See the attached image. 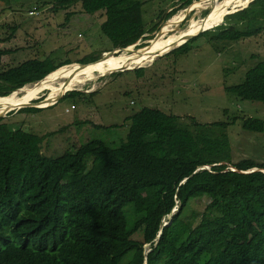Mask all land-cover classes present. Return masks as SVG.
<instances>
[{"label":"trees","instance_id":"trees-1","mask_svg":"<svg viewBox=\"0 0 264 264\" xmlns=\"http://www.w3.org/2000/svg\"><path fill=\"white\" fill-rule=\"evenodd\" d=\"M54 2L59 8L80 2L88 14L104 11L100 29L116 53V47L133 44L145 33L143 0ZM71 15L67 12L66 20ZM223 21L199 34L222 29L217 38L231 42L261 32L264 0L250 1ZM61 65L46 57L5 66L0 87L7 92L13 85L39 81ZM225 89L264 103V61ZM75 93L80 92L61 98ZM1 120L0 264H120L128 252L126 264H264V163L231 160L226 134L205 124H197L200 129L193 134L177 126L175 115L143 107L130 116L125 140L117 146L91 139L50 157L42 153V138L17 137ZM242 127L261 132L264 120L249 116ZM202 198L204 210L188 214L190 202ZM166 218L169 223L162 225Z\"/></svg>","mask_w":264,"mask_h":264},{"label":"rangeland","instance_id":"rangeland-1","mask_svg":"<svg viewBox=\"0 0 264 264\" xmlns=\"http://www.w3.org/2000/svg\"><path fill=\"white\" fill-rule=\"evenodd\" d=\"M184 1L143 0L145 33L121 52L130 53L152 42L149 40L168 21L169 34H178L194 18L199 20L210 13L209 7H206L207 0ZM250 1L229 8L218 16L214 26L207 29L224 22V13L244 8ZM54 3V0H0V50L5 51L0 54V70L8 65L17 66L28 59L47 57L53 65L62 64L50 75L47 74V80L54 74H72L74 68H68L69 65L95 60L114 48L100 29L105 19L104 11L88 14L82 11L80 2L63 8L54 6ZM170 10L175 11L171 17L163 19ZM67 12H72L68 20L65 18ZM155 25L158 27L151 30ZM220 30L215 28L197 35L186 44L157 56L145 66L107 72L101 76L95 73L93 78L64 92L75 90L80 93L60 97L49 105L42 100L49 90L43 88L30 100L40 110L19 111L24 107L14 108L0 113L1 121L7 122L14 135L24 140L42 138V153L57 157L72 152L75 146L91 139L105 140L117 146L125 140L130 116L134 112L143 107L158 108L175 115L177 126L189 129L193 134L200 129L197 124H205L214 131L226 134L231 160L252 158L264 163V129L251 132L242 127V119L249 116L264 120V103L243 100L237 93L225 89L241 82L246 70L264 61V30L249 38L231 42L217 38ZM163 33L154 40L162 37ZM112 60L89 65L97 67ZM138 68L142 70H136ZM78 73L75 76H80ZM25 84L38 85L41 82ZM22 86L24 84L13 85L3 95H11L12 91ZM213 122L224 125H214ZM204 166L201 168L210 167ZM205 205V198L191 201L188 214H200ZM175 210L176 207L172 213ZM167 218L170 219L171 214ZM167 218L162 225L169 223ZM148 251L149 244H146L145 254ZM130 255L131 252H128L120 264H126ZM143 264H146L145 260Z\"/></svg>","mask_w":264,"mask_h":264},{"label":"bare ground","instance_id":"bare-ground-1","mask_svg":"<svg viewBox=\"0 0 264 264\" xmlns=\"http://www.w3.org/2000/svg\"><path fill=\"white\" fill-rule=\"evenodd\" d=\"M247 1L248 0H214V1L207 0L206 7L207 8L209 7L210 13H208L207 16L199 20H196L194 18L191 21V23H188L185 28H183L178 32V34H169L170 28H167V25L169 24L168 21L166 25H164L163 28H161L158 31L157 35L153 39L149 40L152 42L140 46V49L132 50L130 53L121 52L119 55L117 54L120 51H124V50L118 49L120 50L118 53H116L117 50L115 49L107 51L105 54L101 56V59L109 57L112 54L117 55L111 58L113 60L110 61V63L103 64L97 67L89 64H93V63L100 64L108 60L99 61V63L97 61L91 62L87 65H83L82 63H79L77 65L72 64L69 65L68 67L72 69L74 68L72 74L67 73V75H61V76L58 74L57 75L54 74L52 75V77H50L47 80L45 79L48 76L42 80L36 81V82H41V84L38 85L26 84L27 86L24 85L18 88L17 90L12 91L11 95H7L0 98V113L14 108H19L20 106L28 104L30 100L35 98L37 93L40 92L43 88L49 90L47 96L42 99L45 104L49 105L53 103L58 96L64 94V92H66L67 90L73 89L78 83L82 84L85 82V80L93 78L94 77L93 74L95 73H98V75L101 76V74L116 71L119 69H129V68H133L134 66H145L146 64L151 63V61H153L157 56L162 55L167 51H170L172 48H175L185 43L190 38L196 36L197 34L200 33L199 31L202 32L203 30H206L208 27L214 26L216 23L214 25L213 23L217 20L218 16L221 15L223 12L226 13L227 10H229V8L237 4L238 5L245 4ZM200 11L201 10H199V12ZM161 33H163L162 37H160L157 40H154ZM75 68L77 69L75 70ZM77 73L80 74V76H75V74Z\"/></svg>","mask_w":264,"mask_h":264},{"label":"water","instance_id":"water-1","mask_svg":"<svg viewBox=\"0 0 264 264\" xmlns=\"http://www.w3.org/2000/svg\"><path fill=\"white\" fill-rule=\"evenodd\" d=\"M213 1V0H212ZM247 6V5H246ZM246 6H244V7H246ZM236 10H239V9H236ZM236 10H233V11H231V12H229V13H232V12H234V11H236ZM205 13H206V10H205ZM229 13H227V14H229ZM226 15V14H225ZM203 16H205V14L203 15ZM203 32V31H202ZM201 32V33H202ZM200 33V34H201ZM200 34H197V35H200ZM181 45H183V44H181ZM181 45H179V46H181ZM178 47V46H177ZM116 48H119V49H122V50H125V49H127L128 47H116ZM176 48V47H175ZM174 48H172L171 50H173ZM168 52V51H167ZM167 52H165V53H167ZM165 53H163V54H165ZM102 59H101V56H99L97 59H95V60H92V61H89V62H86V63H82L83 65H87V64H89V63H91V62H96V61H101ZM72 64V63H71ZM135 67H137V66H134L133 68H135ZM133 68H129V69H119L118 71H126V70H130V69H133ZM45 77H46V75H45ZM44 77V78H45ZM44 78H42V79H44ZM42 79H40V80H42ZM33 82H35V81H33L32 80V82H28V84H30V83H33ZM8 84H10V83H8ZM5 85H7V84H5ZM25 85V84H24ZM0 93H5L3 90H2V87H0ZM0 96H6V95H0ZM60 97H62V95H60L56 100H58ZM55 100V101H56ZM21 107H38V106H36L35 105V102H29L28 104H26V105H23V106H20L19 108H21ZM2 115H0V117H1ZM159 233H161V231L159 232ZM158 233V235H157V238L159 237V234Z\"/></svg>","mask_w":264,"mask_h":264},{"label":"built area","instance_id":"built-area-1","mask_svg":"<svg viewBox=\"0 0 264 264\" xmlns=\"http://www.w3.org/2000/svg\"><path fill=\"white\" fill-rule=\"evenodd\" d=\"M70 107L74 108V106H73V105H71ZM67 110H68V109H67Z\"/></svg>","mask_w":264,"mask_h":264},{"label":"flooded vegetation","instance_id":"flooded-vegetation-1","mask_svg":"<svg viewBox=\"0 0 264 264\" xmlns=\"http://www.w3.org/2000/svg\"><path fill=\"white\" fill-rule=\"evenodd\" d=\"M72 63H76V62H72Z\"/></svg>","mask_w":264,"mask_h":264},{"label":"clouds","instance_id":"clouds-1","mask_svg":"<svg viewBox=\"0 0 264 264\" xmlns=\"http://www.w3.org/2000/svg\"><path fill=\"white\" fill-rule=\"evenodd\" d=\"M202 167H205V166H202Z\"/></svg>","mask_w":264,"mask_h":264}]
</instances>
